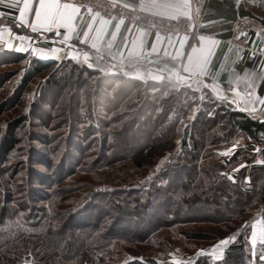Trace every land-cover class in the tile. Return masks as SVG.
Instances as JSON below:
<instances>
[{
  "label": "rangeland",
  "instance_id": "rangeland-1",
  "mask_svg": "<svg viewBox=\"0 0 264 264\" xmlns=\"http://www.w3.org/2000/svg\"><path fill=\"white\" fill-rule=\"evenodd\" d=\"M252 17L261 21L258 17ZM14 47L10 50L7 48V43L0 41V180L7 186L12 183L20 184L22 179L19 180V178H23V172L26 171L25 176H28L27 179H30L38 192L46 194L50 191L47 177L55 179L56 172L48 166L56 160L55 155L61 156L62 152H66L67 158L64 160V165L68 175L56 187L65 186L70 191L56 202V207L61 209L74 205L90 188L94 190L135 189L139 192L146 190L150 184H154L155 187L161 184L165 187L168 184L170 189L178 184V178L188 182L187 180L191 177L188 168L195 154L197 157L194 162L199 174L200 167L205 165L211 168L212 164L216 163L220 168H224L215 173L218 176L217 181L223 179L229 182L230 180L231 183L228 184L232 186L231 190L235 192L238 190L240 196L233 200L230 193L225 190L219 192L214 201L210 202L214 207L222 206L223 202L227 205L234 202L235 214L220 222L206 219L204 217L207 214L214 213L209 208L199 205L200 199L198 204L192 202L189 205L175 207L173 209L175 215L171 216V225L159 229L144 241L117 243L116 256L107 264H125L143 258H151L153 264H231L232 260L238 264H259L256 258L264 252V242L260 237V230L263 227L256 216V210L264 203L262 193L264 186L256 185L257 191L261 189L262 191L250 196L245 204L244 194L251 188L248 183L240 179L237 181L238 184H234L231 175L239 170L232 169L234 166L231 157L235 149L240 158L249 157L246 154H250L251 146L245 134L238 131L230 134L228 132L231 130L230 126L219 121L217 110L222 107V104L216 100L210 90L201 88L199 84H188L186 80L178 81L175 74L171 77L169 74L160 76L154 68L136 72L126 70L118 64L97 65L95 62L92 64L75 60L64 48L55 54V58L40 59L37 57L42 55L52 57L51 49L54 47L47 50L36 48L38 50L36 56H33L32 48H29L27 52H21ZM55 48L60 49L56 46ZM73 63L79 68L95 70L98 74L87 78L78 92L72 88L65 91L58 90L49 83L48 80L53 74L57 72H59L58 75L63 74L71 69ZM89 64L93 67H89ZM121 76L158 83L156 89H151V92L158 97L157 104L163 98L170 100L166 109L167 117L175 122V147L162 154L154 155L139 168L131 167L128 162H111L108 165L98 164L94 167L96 154L92 155V152L99 149L98 145L103 135L107 136L105 141L109 142L112 139L109 134L112 135V132L119 129L116 135L120 136V139L129 137V128L122 126L123 121L128 118L127 114H130L125 111H128V108L122 107L108 111L105 108L106 100L102 97L96 99L97 96H94L93 84L98 83L104 85L102 90L112 98L119 88L118 83H114L113 80ZM71 94H76L74 96L79 100L77 116L73 106L68 103ZM214 114L215 117H213ZM120 116H122L121 119ZM210 117L215 121L213 124H206L205 119ZM15 122H19L22 127L19 132V144L5 159L1 146L7 128ZM141 129H143L140 130L141 134H146L150 127L145 125ZM214 129L219 131L220 138L217 142L211 140ZM224 130L227 131L224 132ZM159 133H163V130ZM184 137L185 144L182 145ZM200 137L202 152L192 153L191 138L199 141L200 150ZM262 142L264 143V140ZM130 144L134 147L139 146V139L134 138ZM117 145L116 151L124 149V145H119L118 142ZM258 146L259 150L261 145ZM86 153H88L87 156ZM177 165L183 167L177 168ZM53 168L56 169V164ZM34 173L37 175L32 176ZM39 180H43V183H38ZM196 184L198 182L193 180L191 186L194 187ZM196 194L198 193L186 192L181 199L189 198L193 201L198 197ZM40 203L45 207L49 204L48 200L40 201ZM154 207L157 212H161L164 206L155 204ZM219 211L220 209H216L214 212ZM142 226L141 221L137 224L132 222L128 229L137 230ZM233 234L236 235V239L222 249L216 250L213 255L212 246ZM233 243L241 244L243 251L233 258L230 256L227 258L225 250ZM201 250L203 253L198 254Z\"/></svg>",
  "mask_w": 264,
  "mask_h": 264
},
{
  "label": "trees",
  "instance_id": "trees-1",
  "mask_svg": "<svg viewBox=\"0 0 264 264\" xmlns=\"http://www.w3.org/2000/svg\"><path fill=\"white\" fill-rule=\"evenodd\" d=\"M57 73L51 76L48 80L49 83L57 87L58 90L65 91L72 88L76 92L85 84L87 78L98 74L97 71L86 67L79 68L75 63L72 64L70 70L63 74L58 75ZM109 81L112 82L111 79ZM113 82H117L119 88L112 98L102 90L104 85L98 83L93 84L94 96H97L96 99L102 97L106 100L105 108L108 111L122 107L128 108V111H125L130 114H127L128 118L125 116L127 119L125 118L122 126L128 127L130 133L126 139H120V136L116 135L118 129L112 132V135L109 134V137L112 138L109 142L105 141L107 136L103 135L102 141L98 145L99 149L92 152V155L96 154V160L93 162L94 167L98 164H101L100 166L108 165L111 162H128L131 167L139 168L154 155L173 149L176 137L175 122L172 118L167 117L166 109L170 100L163 98L157 104L158 97L151 92V89H156L158 83L151 80L143 82L123 76L117 77ZM74 95L76 94L70 95L68 103L73 106L77 116L79 100ZM217 114L220 122L230 126L231 130L228 131L230 134L234 131H241L253 141H260L261 138H264V121L254 120L244 112L230 110L223 104L217 110ZM205 120L206 124H213L215 121L211 117ZM145 125H149L150 130L146 134H141L140 130H143L141 127L143 128ZM21 129L19 122H15L7 128L1 146L5 159L19 144ZM160 130H163V133H159ZM226 131L224 130V132ZM218 132L214 129L211 139L213 142L219 140ZM134 138L139 139L137 147L130 144ZM117 142L119 145H124V149L119 152L116 151ZM191 143L192 153L202 152L201 137L200 150L198 140L191 138ZM183 144H185V137L182 139ZM237 152L231 157L233 164L237 158L241 157ZM87 155L88 153H86ZM55 157L54 163L52 162L48 166L51 170L54 169V172L56 171L55 179L47 177L50 191L46 194L38 192L30 179H27L28 176H25L27 175L25 170L24 177L19 178V180L22 179L20 184L12 183L11 187L0 180V264H23L24 262L29 264H107L110 259L116 256L117 243L141 242L158 232L159 229L171 225V216L175 215L173 214L175 207L178 208L183 204L189 205L192 202L198 204L200 199L199 205L209 208L214 214L217 213L215 215L207 214L204 218L215 222L224 221L236 212L234 202L228 203V205L223 202L219 207H214L211 204L210 201H214L216 195L221 191H228L233 200L240 196L239 191L231 190L232 186L228 184L230 180L229 182L223 179L217 181L218 176L215 173L224 168H220L216 163L212 164L211 168L208 165L201 166L199 174L196 171V162H194L197 157L195 154L192 156L191 166L188 168L191 175L188 182L178 178V184L170 187L171 190L168 184L165 187L162 184L156 187L154 184H150L146 190L139 192L135 189L94 190L90 188L74 205L59 209L56 207V202L70 190L65 186L56 187L68 175L64 165L67 154L62 152L61 156L57 154ZM55 164L56 169L53 168ZM179 166L181 165L176 167L179 168ZM253 169L255 170L254 181L260 180L262 167ZM241 170L239 169L236 178L232 179L234 184H238V179L243 180L244 174L241 173ZM193 180L198 182L197 188H195L196 185L191 186ZM38 183H43V180H39ZM247 183L251 189L244 194L245 204L250 196L262 191V189L257 191V187L250 182ZM260 185L264 186V184ZM186 192L198 193L196 194L197 199L192 201L189 198H183L182 200L181 197ZM181 193L182 196H180ZM262 193L264 194V192ZM44 200L49 202L47 207L40 203ZM155 204L164 206L163 210L157 212ZM216 209H220V211L214 212ZM140 221L143 223L141 229H128L130 223L136 222L137 224ZM242 251L241 244L233 243L225 250V253L227 258L229 256L233 258ZM256 259L259 261V258ZM233 261L231 264H238ZM222 262L226 263V261ZM125 264H153V261L151 258H143Z\"/></svg>",
  "mask_w": 264,
  "mask_h": 264
},
{
  "label": "crops",
  "instance_id": "crops-1",
  "mask_svg": "<svg viewBox=\"0 0 264 264\" xmlns=\"http://www.w3.org/2000/svg\"><path fill=\"white\" fill-rule=\"evenodd\" d=\"M119 1L150 14H161L170 18H173V15L175 18L184 16L174 13L162 14L157 9L150 7L142 8V0ZM10 2L11 0H5V3H0V14H2L0 15V29L3 31L0 41H4L7 45L12 44L13 47L17 43L14 47L15 50L17 47L47 50L56 46L66 49L68 54L69 52L73 53L75 60L85 61L84 57L87 55L88 63L118 64L126 70L136 72L154 68L160 76H167L169 72L162 70L163 65L154 61L168 62L171 56L176 55V50L180 49L182 52L180 61L175 64L168 63V68L174 70V74L178 73L181 77H188L186 80L188 84H199L201 88L210 90L216 100L228 109L242 111L254 120L264 121V61L258 56L240 52L228 44L232 23L236 17L255 16L264 23V0H189V17L195 29L194 33L176 36L159 33L161 40L157 43L156 52L152 51V45L157 42L158 32L137 28L123 20L105 18L97 13H90L82 17L79 15L74 22L76 32L72 34L66 44L61 43L64 29H60V36H57L55 31L32 32L30 24L35 16L34 7L26 13L27 23H23L18 20L19 7H8L7 4ZM37 2L38 0H33L34 4ZM144 2L147 4V0ZM20 6H23V0H20ZM101 19L110 21V23L106 25L107 31L103 33V39L97 42L96 48H93L90 42L84 43L82 40L85 31H89V24H92L88 38L90 40L91 36L95 34L96 28L100 26ZM117 23L120 24L118 31ZM114 31H117L115 39L112 37ZM185 36L188 39L181 48L179 41ZM137 37L144 40L143 49L140 50L139 55L129 57L132 41ZM200 37L213 39L219 43L213 48L208 73L204 76H193L183 70V65L187 63V54L191 52L193 45L200 46ZM169 39L173 41L172 45L169 44ZM110 41L111 47H109ZM165 52L168 53V56L165 55ZM122 57L123 63H121ZM197 81L202 82L197 83ZM213 87H215V91H213ZM245 137L251 146L250 154H246L249 157L237 158L232 169H242L243 181L259 186V184H264V143L262 142L264 138H261L260 141H253L248 136L245 135ZM258 145H261L259 150ZM235 150L233 153H236ZM256 167H262V172L260 180L254 181L255 170L253 168ZM231 176L235 179L237 174L233 173Z\"/></svg>",
  "mask_w": 264,
  "mask_h": 264
},
{
  "label": "snow or ice",
  "instance_id": "snow-or-ice-1",
  "mask_svg": "<svg viewBox=\"0 0 264 264\" xmlns=\"http://www.w3.org/2000/svg\"><path fill=\"white\" fill-rule=\"evenodd\" d=\"M0 3H5V0H0ZM189 5V0H147V4H145L144 0H142L141 7H150L155 8L160 11L162 14H179L186 15L187 13L184 11ZM8 7H19V17L18 20L23 23H27L26 13L30 12L34 7L35 16L32 19L30 27L32 32H40L43 30L44 32H53L55 31L57 36L61 35L60 29H64L63 32V40L61 43H67L73 33L76 32L75 21L79 17L80 7L72 2H66V0H38L37 3H33V0H23V6H20V0H11L10 3L7 4ZM91 12V9H89ZM2 15V14H0ZM99 15V14H97ZM173 18L175 16L173 15ZM110 21L101 19L100 26L96 28L95 34L91 36L90 40L88 39L90 36V30L92 29V24H89V31H85L84 39L82 42L91 43L93 48L97 47V42L103 39V33L107 31L106 25L109 24ZM122 23V21H121ZM120 28V24L117 23L116 29L117 31ZM117 31L112 32V37L115 39L117 36ZM9 34L11 32L9 30ZM143 35V33H141ZM3 36V31L0 29V37ZM79 39V36L77 35ZM23 39V38H22ZM187 36L180 39L179 43L181 48L183 47L185 41L187 40ZM161 40L159 33H157V42H154L152 45V51L156 52L157 43ZM200 46L196 47L193 45L191 52L187 54V63L183 65V70L185 72L191 73L193 76L199 75L204 76L209 71V65L211 63V56L213 52V48L219 42L213 39H206L205 37H200ZM169 44L172 45L173 41L169 39ZM144 40L140 37L134 38L132 41V48L129 49V57L133 55H139L140 50L143 49ZM8 48H12V44L7 45ZM109 47H111V41L109 42ZM17 51L27 52L28 49L25 47H17ZM62 51V49L52 48L51 52L53 54L52 57L42 55L37 58L40 59H52L55 58V54ZM38 50L36 48H32L33 56L37 55ZM165 55L168 56V53L165 52ZM69 56H74L73 53L69 52ZM182 56V52L180 49L176 50V55L171 56L168 62L162 60H156L155 63L162 64L163 69L169 72V76L171 77L174 74V70L168 68V63H178L180 61V57ZM75 58V57H74ZM115 58V57H114ZM85 62H87L88 57L85 55ZM121 63H123V57L121 59ZM89 67H93L92 64L88 65ZM103 71V69H101ZM139 75V74H138ZM178 81L187 80L188 77H181L178 73H175ZM141 78L142 75H141ZM202 81H197L200 83ZM215 87H213V91H215ZM211 114V113H210ZM260 237L262 242H264V228L260 230ZM236 239V235L225 237L218 241L217 245H213V255H215L216 250L222 249L226 246L230 241ZM255 243V241H253ZM203 250L200 253L202 254ZM255 254V253H254ZM259 264H264V252L259 254Z\"/></svg>",
  "mask_w": 264,
  "mask_h": 264
},
{
  "label": "built area",
  "instance_id": "built-area-1",
  "mask_svg": "<svg viewBox=\"0 0 264 264\" xmlns=\"http://www.w3.org/2000/svg\"><path fill=\"white\" fill-rule=\"evenodd\" d=\"M66 2L81 6L80 17L97 13L105 18L120 19L134 27L170 36L191 35L195 31L189 17V5L184 10L187 15L170 18L161 14L147 13L119 0H66ZM228 44L240 52L258 56L264 61V23L248 15L236 17L232 23ZM256 216L264 228V203L257 208Z\"/></svg>",
  "mask_w": 264,
  "mask_h": 264
}]
</instances>
